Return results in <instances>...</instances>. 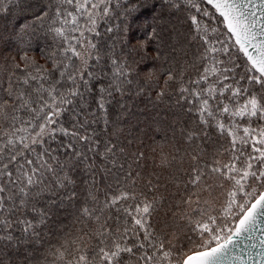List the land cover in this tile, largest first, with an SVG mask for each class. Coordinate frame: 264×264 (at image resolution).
<instances>
[{"label":"snow or ice","instance_id":"obj_1","mask_svg":"<svg viewBox=\"0 0 264 264\" xmlns=\"http://www.w3.org/2000/svg\"><path fill=\"white\" fill-rule=\"evenodd\" d=\"M183 3L195 9L190 42L200 65L191 64L195 79L162 70L156 100L176 85V104L187 105L196 125L184 140H210L214 129L223 143L211 160L197 145L188 168L170 173L175 192L162 194L158 176L134 190L140 173L125 171L116 129L129 115L131 57L146 55L150 41L160 57L163 13L179 9L180 0H128L120 24L105 29L121 33L107 50L96 38L113 0H0V50L17 51L0 76V264H248L252 253L248 261L233 255L241 236L256 241L257 264H264V228L254 235L264 225V0ZM141 18L146 39L133 43L130 26ZM41 33L50 40L43 64L28 55ZM132 156L139 162L144 153ZM70 207L80 227L53 244ZM161 213L166 219L154 223ZM168 220L179 221L177 239L199 250L188 254L173 243Z\"/></svg>","mask_w":264,"mask_h":264},{"label":"trees","instance_id":"obj_2","mask_svg":"<svg viewBox=\"0 0 264 264\" xmlns=\"http://www.w3.org/2000/svg\"><path fill=\"white\" fill-rule=\"evenodd\" d=\"M7 0H5V3ZM181 7L179 9H168L162 16V26L165 32V41L160 46V57L154 59L156 41H150L146 48V55L141 59V55L133 53L131 59L136 61L135 68L136 74L131 78L133 83L128 87V94L125 96L129 108V115L126 119L121 120L117 125V131H119V140L121 146L128 154L127 157L121 159L122 163H125V171H132L133 173L139 172L140 176L136 180L135 191L140 192L144 189L143 181L149 176H158L160 178L161 193L167 194L175 192V188L168 184L170 179V173L175 172L177 168L186 169L191 163L189 154L193 152V149L197 148V145L203 147L207 153H209L208 159H212V153L220 146L222 141L217 139V133L214 129L209 130L210 140L201 141L197 140L194 144H189L184 140L182 133L186 129H192L196 127L194 123V116L186 114L183 110L187 105H177L178 99L175 90L176 85L172 86L169 96H165L162 101L156 100V93L159 91V87L163 84L164 75L162 70L174 68L177 73L184 71L185 79L196 78V68H199L200 61L197 59L199 52L197 51V45L190 42V20L188 17L191 14H196L195 9H192L190 5L184 4L183 0H180ZM202 8H209L204 3V0H196ZM128 0H113V12L111 18H106L107 23L101 22V26L98 29L101 32V37H97V40H101L107 50V46L111 45L113 41L110 37H115L121 33L118 30L108 33L105 29L109 26L114 27L120 24L122 17L118 16L121 12V6L126 5ZM119 5V6H117ZM10 10L12 6L9 5ZM205 20L208 18L205 17ZM141 20L132 23L130 26V32L128 37L131 42L135 43L140 40L146 39L145 32L141 30ZM84 23V20H81ZM215 22H213V26ZM209 35L212 38H216L219 34ZM223 39L222 36H219ZM122 45H118V49L122 48ZM50 50V40L43 38L41 33V39L39 41H33L31 49L28 50V55L34 57L38 63H44V56L47 51ZM127 49H125V53ZM16 48H6L0 50V76L5 75L6 58L16 56ZM193 61L196 62V68L191 67ZM239 62V61H238ZM107 66L105 71H107ZM152 72L155 79H149L148 73ZM142 90V92H141ZM137 92H141L137 95ZM119 99V97H117ZM111 118L116 119L119 113L118 106L114 103L110 109ZM98 130L102 128L101 125H94ZM115 141V138H114ZM131 141V143H129ZM179 150V151H178ZM143 152L144 158L139 162H134L133 153ZM181 158H183L181 160ZM221 160H226V156L217 157ZM128 163H131V169L128 168ZM121 180L125 177L120 174ZM111 182V180L109 181ZM131 186V181H129ZM101 187H105L101 185ZM83 197V189H80ZM218 196L219 193H214ZM100 198L103 199V194H100ZM204 199H209L205 195ZM222 200H217L215 203L216 209H220ZM79 207V205H77ZM166 218L163 213L160 214L154 220V223L163 222ZM168 227L166 230L173 235V243L178 247H181L183 251L188 254L199 250L193 249L189 245L188 241L182 236L177 239V228L179 221L168 220ZM80 227L75 221L74 210L70 207L68 213H64L60 217V229L57 230L56 235L50 237L51 243L55 244L58 239H61L64 231L72 232L73 229Z\"/></svg>","mask_w":264,"mask_h":264},{"label":"water","instance_id":"obj_3","mask_svg":"<svg viewBox=\"0 0 264 264\" xmlns=\"http://www.w3.org/2000/svg\"><path fill=\"white\" fill-rule=\"evenodd\" d=\"M264 228V225H261L257 231L254 233L256 237H259L261 235L260 229ZM238 239V243H236L234 249H233V255L234 256H242L245 261H248V255L249 253H252L254 259L252 261H248V264H257V260L255 258V252L258 251L257 248H253L252 245L256 243L255 240H250L244 236H241ZM194 254V253H191ZM235 264H239V261H236Z\"/></svg>","mask_w":264,"mask_h":264}]
</instances>
